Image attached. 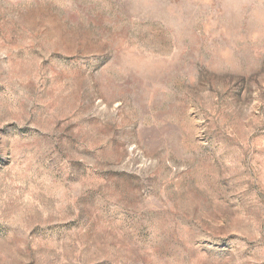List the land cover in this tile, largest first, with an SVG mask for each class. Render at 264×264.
Segmentation results:
<instances>
[{"label":"rangeland","instance_id":"374dc122","mask_svg":"<svg viewBox=\"0 0 264 264\" xmlns=\"http://www.w3.org/2000/svg\"><path fill=\"white\" fill-rule=\"evenodd\" d=\"M0 264H264V0H0Z\"/></svg>","mask_w":264,"mask_h":264}]
</instances>
